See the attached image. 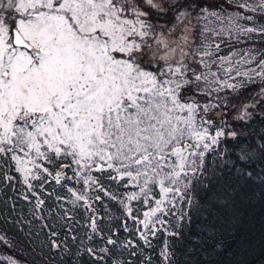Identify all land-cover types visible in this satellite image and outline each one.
I'll return each instance as SVG.
<instances>
[{"label": "snow or ice", "instance_id": "obj_1", "mask_svg": "<svg viewBox=\"0 0 264 264\" xmlns=\"http://www.w3.org/2000/svg\"><path fill=\"white\" fill-rule=\"evenodd\" d=\"M246 186L264 0H0V264H199Z\"/></svg>", "mask_w": 264, "mask_h": 264}, {"label": "trees", "instance_id": "obj_2", "mask_svg": "<svg viewBox=\"0 0 264 264\" xmlns=\"http://www.w3.org/2000/svg\"><path fill=\"white\" fill-rule=\"evenodd\" d=\"M257 131L258 123L245 130L246 134L253 135ZM237 191H240L239 187ZM244 192L248 195L245 196ZM215 203L223 204L225 201L213 200L212 204ZM235 203L238 221L226 219L225 211L217 210L212 204H206L204 210L194 214L193 233L200 232L203 237L202 229L210 224H215L218 229L215 238L208 240L199 253L191 257L199 264H259L264 251L260 246V238L264 234V198L259 188L246 186ZM193 233H189V239L184 242L189 248Z\"/></svg>", "mask_w": 264, "mask_h": 264}]
</instances>
